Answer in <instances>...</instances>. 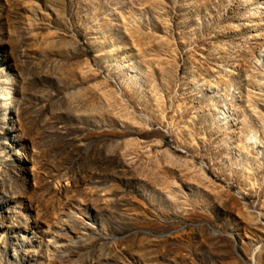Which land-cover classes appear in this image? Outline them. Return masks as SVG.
Returning <instances> with one entry per match:
<instances>
[{
    "label": "rangeland",
    "instance_id": "374dc122",
    "mask_svg": "<svg viewBox=\"0 0 264 264\" xmlns=\"http://www.w3.org/2000/svg\"><path fill=\"white\" fill-rule=\"evenodd\" d=\"M0 264H264V0H0Z\"/></svg>",
    "mask_w": 264,
    "mask_h": 264
},
{
    "label": "bare ground",
    "instance_id": "6f19581e",
    "mask_svg": "<svg viewBox=\"0 0 264 264\" xmlns=\"http://www.w3.org/2000/svg\"><path fill=\"white\" fill-rule=\"evenodd\" d=\"M4 223H5V221H3V219H2L0 224L4 226L5 225Z\"/></svg>",
    "mask_w": 264,
    "mask_h": 264
}]
</instances>
